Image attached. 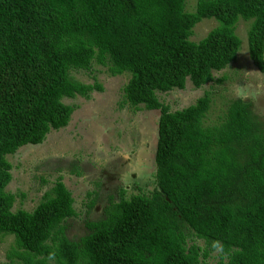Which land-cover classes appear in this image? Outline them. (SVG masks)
<instances>
[{"label":"trees","instance_id":"16d2710c","mask_svg":"<svg viewBox=\"0 0 264 264\" xmlns=\"http://www.w3.org/2000/svg\"><path fill=\"white\" fill-rule=\"evenodd\" d=\"M185 2L0 0V237L13 235L16 247L0 264H207L211 252L216 264H264V123L253 101L234 97L212 119L209 90L175 110L156 95L223 82L213 72L236 59L239 18L264 74V0H194L191 11ZM204 18L216 25L190 40ZM100 68L128 75L119 106L159 112L153 187L128 196L119 188L71 240L67 220L79 212L61 176L31 210L12 209L26 192L5 189L7 156L65 127L78 106L63 99L101 92ZM78 71L92 82L74 78Z\"/></svg>","mask_w":264,"mask_h":264},{"label":"rangeland","instance_id":"374dc122","mask_svg":"<svg viewBox=\"0 0 264 264\" xmlns=\"http://www.w3.org/2000/svg\"><path fill=\"white\" fill-rule=\"evenodd\" d=\"M194 0H186L185 9L192 10ZM216 25L212 18H204L194 25L190 40L197 41ZM249 21L239 18L235 33L240 47L234 62L224 69L213 72L215 78L225 79L220 84L209 83L202 89H194L189 82L183 89H172L156 93L158 99L170 110L180 109L194 102L202 90H209L213 108L209 116L213 119L218 109L237 96L250 98L254 112L264 123V74L251 63L246 47V31ZM264 54V52H263ZM99 68V67H98ZM74 78L85 83L92 80L86 71L71 72ZM102 84L101 92L93 91L89 98L75 97L63 102L77 104L65 127L50 130L45 140L37 146L26 145L7 156L12 164V179L5 187L14 192L16 188L26 192L25 198H16L12 209L21 207L31 210L40 200V195L50 187L57 176L73 197V207L79 212L68 221L65 235L71 240L87 234L84 223L101 217L109 195L117 199V190H125V196L153 187L154 150L158 110L132 109L119 106L121 88L128 75L109 76L103 68L96 72ZM217 108V109H216ZM219 113V112H218ZM40 177L47 183L42 184ZM92 192L94 205L88 209L86 192ZM89 210V211H88ZM13 235L0 237V263L6 261L5 254L15 249ZM207 264H216L215 252H211Z\"/></svg>","mask_w":264,"mask_h":264},{"label":"clouds","instance_id":"9594fccd","mask_svg":"<svg viewBox=\"0 0 264 264\" xmlns=\"http://www.w3.org/2000/svg\"><path fill=\"white\" fill-rule=\"evenodd\" d=\"M208 19V18H207ZM213 19V18H212ZM214 21H215V19H213ZM238 21V20H237ZM215 23H216V21H215ZM263 56H264V54H263ZM29 145V144H28ZM24 146H26V145H24ZM32 146V145H31ZM22 147V146H21Z\"/></svg>","mask_w":264,"mask_h":264}]
</instances>
